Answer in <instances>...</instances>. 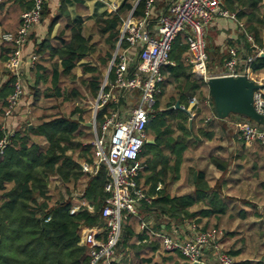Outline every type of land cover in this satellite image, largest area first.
<instances>
[{
  "label": "trees",
  "instance_id": "16d2710c",
  "mask_svg": "<svg viewBox=\"0 0 264 264\" xmlns=\"http://www.w3.org/2000/svg\"><path fill=\"white\" fill-rule=\"evenodd\" d=\"M8 1L0 2V10L6 7ZM10 1V12L15 15L18 26L2 33L17 32L25 10L21 13L19 11L25 6L28 10L33 5L31 0ZM147 2L124 0L117 11L98 16L95 20L99 32L97 42L85 36L86 28L83 24L70 19L63 32L53 39H45L37 46L35 54H41L42 57L35 62L33 69L35 82L31 87L30 117L15 132L6 154L0 158V264H90L89 250L81 244V229L82 226L105 223L103 208L108 197L105 191L108 170L102 166L96 175L83 171L82 162L93 163L95 159L94 146L82 138L83 129H91L86 123L91 120L92 111L89 107L73 104L84 96L81 85L91 91L93 96L99 94L104 69L113 58L125 18L132 11L135 17H143ZM223 3L230 11L238 13L246 31L254 37L251 42L246 32L242 31L246 57L256 56L258 47L264 48V0H223ZM66 29L70 31L68 36L65 35ZM186 39V33L180 34L174 42L171 58L176 66L170 65L167 68L171 75L169 79L174 80L177 91L166 103L161 101L165 94V90L162 91L158 96L154 117L148 124V134L155 143H146L144 147L145 154H151L152 157L147 159L148 167L145 171L148 173L145 175V185L141 184V187L153 196V200L151 203L143 202L137 215H126L114 264H121L119 260L126 264L124 255H131V264H180L179 259L184 256L177 251L164 252L156 258L155 252L161 248V239L152 234L150 229L156 233H166L174 225H186L185 219L192 220L198 215L226 214L228 211L227 204L218 206L214 203V196L209 195L213 188L204 174H200L197 179L195 194L176 196L167 189L169 178L171 182L180 178L183 158L192 135L198 131L204 132L202 128L197 130L196 117L190 123L187 111L190 98L197 97L199 101L198 106L194 107L196 116L209 109L205 105L207 100L214 111L213 99L204 91L207 82L195 78L190 71L191 66L185 63L188 49ZM14 49V43L0 44V139L4 136L2 124L15 82V76L6 71L5 64ZM208 53L209 69L213 72L214 60L211 59L212 50L209 48ZM93 54L102 70L100 66L84 65L85 73L91 72L92 75L90 78H78L76 69L79 63ZM252 67L255 74L264 73V56L255 58ZM4 76H8V79L4 80ZM113 77L114 69L111 74ZM177 101L185 109L176 108ZM162 104L165 105L163 108ZM68 106L73 107L69 112L66 111ZM116 108L115 102H109L99 112V119L104 120L105 114H110ZM213 113L210 119L204 115L201 124L204 122L210 125L218 121L224 122L225 126L227 121L233 120L249 121L264 127L239 114L220 119ZM32 117H35L34 121ZM30 124L33 125L31 131ZM255 146L264 151V145L260 142H256ZM213 163L222 171L228 168V163H222L218 158H214ZM159 165L162 168L158 171ZM57 177L61 179V184L56 182ZM8 182L15 183V188L8 189ZM160 183L165 186L157 191ZM147 185L150 187L147 188ZM62 187L67 189V194L62 192ZM77 188L83 193L82 197L94 206L93 210L83 208L76 214L71 213L76 202L73 194ZM209 197L214 203L211 208L191 211L192 206ZM50 216L51 219L47 221ZM148 218L151 220L147 221ZM166 219L172 221L167 222ZM143 220L147 221L149 228L141 227ZM217 228L219 231L220 228ZM225 236H222L223 239ZM225 251L234 258L238 254L237 251ZM203 260H207L205 256ZM235 264H251V261L235 259Z\"/></svg>",
  "mask_w": 264,
  "mask_h": 264
},
{
  "label": "built area",
  "instance_id": "2783aa9c",
  "mask_svg": "<svg viewBox=\"0 0 264 264\" xmlns=\"http://www.w3.org/2000/svg\"><path fill=\"white\" fill-rule=\"evenodd\" d=\"M3 0H0L2 2ZM32 7L22 13V21L17 32L2 33V42L15 44L12 56L7 62V69L15 76L13 92L8 99L5 115L12 116L21 99L27 93L23 83L24 66L26 63L25 48L35 26L43 17L44 7L48 0H31ZM153 0H148L145 18L137 19L133 11L124 20L121 29L119 46L113 59L115 80L106 79L98 97L93 102V123L95 159L93 163L82 162L84 172L96 175L102 166L108 170V181L105 191L108 194L103 208L105 223L98 226H82L81 244L88 248L90 264H114L117 246L123 234V222L127 214L137 215L143 202L151 203L153 196L148 194L139 182L143 170L141 154L148 142V124L155 114L158 96L163 91L165 80L163 69L171 64V50L174 42L182 33L187 35L188 61L194 74L206 82L212 76L247 74L257 83H264V77L256 76L252 64L258 56H264V48H258L256 56H250L241 63L240 49L231 48L224 68L211 72L209 69V53L206 41L207 27L217 18H224L240 24L249 41L254 37L246 31L245 24L239 19L237 12L224 6L223 0H176L168 11L159 17V35H153L148 28V19L152 15ZM116 10V6H113ZM123 44L128 46L122 47ZM132 48L138 49L136 60L131 54ZM32 56L31 66L37 61ZM134 59V60H133ZM242 64V68L241 65ZM131 91L140 90L139 101L127 113L119 109L105 114L104 120L99 119V112L112 100L117 101L114 89ZM194 106H198L197 97L190 98ZM255 105L259 113L264 115V88L256 90ZM196 113L191 112V120ZM241 139L246 144L260 142L264 145V127L249 121L237 122ZM4 136L0 139V158L6 154L15 130L3 127ZM75 204L71 213L76 214L83 208L93 210L94 206L83 193L76 191ZM51 216L47 218V221ZM142 227L149 228L147 221ZM188 228L191 237L174 238L166 233L150 232L161 239L158 252H180L190 262L208 264L203 260L204 251L212 247L215 264H235V258L228 254L218 242L221 231L204 229L196 222L190 221Z\"/></svg>",
  "mask_w": 264,
  "mask_h": 264
},
{
  "label": "crops",
  "instance_id": "0c3cea01",
  "mask_svg": "<svg viewBox=\"0 0 264 264\" xmlns=\"http://www.w3.org/2000/svg\"><path fill=\"white\" fill-rule=\"evenodd\" d=\"M123 1L124 0L47 1L44 7V15L42 17V20L35 26L30 40L25 48L26 63L23 70V83L27 88L28 95L26 93V95L23 96L12 116H5L2 128L7 127V129L15 130L16 132L19 127L28 122L31 113L30 105L32 103L31 87L35 82V71L33 69L36 65L34 64L33 66H31V60L33 55H37V60L42 57L41 54H35L37 46L45 39L49 37L53 39L61 32H63L67 27L70 19L76 23L83 24L86 28L85 36H90L93 38L94 42H97L99 39V32L95 24L96 18L104 13L117 11L121 7ZM153 1L154 4L152 15L149 17L147 25L150 32L153 35L158 36L159 17L162 14L166 13L171 4H173L176 0ZM11 5L12 1L9 0L6 4V7H4L3 10H0V36L6 29L12 30L18 26L15 15H11ZM113 6L117 7L116 10L113 8ZM24 10H26V6L21 9L19 13ZM56 18L58 20L54 23L53 21ZM142 18H145V15L137 19ZM66 30L67 31L65 35L68 36L70 34V31L68 29ZM242 31V27L239 23L220 17L215 19L207 27L206 41L208 44V48L212 50V53H210L211 59L212 61H221L224 63L221 67H219V70L224 68L225 61L228 58L231 48L237 47L240 49V60L242 64L247 60V53L243 49L244 38L241 37ZM182 34L185 35V32ZM1 43L2 41L0 39V44ZM185 44L187 45V41H185ZM118 46L119 42L111 62L104 69V72L106 70L105 77L106 79H109V82H114L115 80V75L113 78H111V74L113 71V59ZM126 46L125 44H123L122 47ZM130 50L133 58L136 60V56H138L139 50L135 48H132ZM185 58L186 65L191 66L190 71L192 72L193 76L199 80H204L202 77L194 74L192 65L188 61V49L185 53ZM99 64L100 62L97 61L94 54L89 55V57L87 58H84L79 63L76 69L78 78H90L92 75L91 72L85 73L83 69L84 65L100 66ZM242 64H240L241 68ZM170 65L176 66V62L172 58L171 64H169L168 66ZM168 66L163 69V74L165 77L163 90H165V94L161 99L162 103H166L167 99H169L170 96L177 91L176 83L173 79H171L172 82L169 79L171 75L170 72L167 71ZM5 69L6 71H8L7 63L5 64ZM7 79L8 76H4V80ZM204 91L206 94H210L208 82L207 87L204 88ZM89 92L91 93V91ZM113 92L117 96V101H111L117 104V108L115 110L119 109L125 114H127L136 105V103L139 101L141 93L139 89H134L126 92L120 88L114 89ZM188 105V111L190 113H197L194 109V104L189 101ZM205 105H207L209 109L203 111V114L200 116L195 115V120H197L198 117L202 118L204 115H207L208 119L212 117V114H214L213 112H215V110H212V106L209 104L208 100L207 102H205ZM164 106L165 105L162 104L161 108H163ZM181 107L184 108V105H181ZM190 113H188L189 116ZM193 119L191 120L190 116V123H192ZM223 123L215 121L210 125H206L204 122L203 124H201V122L197 123L196 121L197 130L199 128H202L204 132L211 133L212 135H206V133L204 134V132L202 133L201 131H198L196 134L192 135V141L190 142L183 158L180 178L173 182H171V179L169 178L167 189L172 195L176 196L195 194V184L197 182V179L200 174H204L206 176V179L209 181L210 186L213 188V191L209 193V195L214 196V203H216L218 206L222 203L227 204L228 211L226 212V214L198 215L192 220L185 219L186 225H174L172 229H170V231H166V234L179 239H186L191 237V231L188 228V223L190 221L198 223L204 229L208 228L217 230V227H219V231H221L222 233L219 235L218 242L220 243L222 248L238 252V254L235 255L236 261L249 260L251 261V264H264V151L259 150L255 146V143L246 144L241 140L239 129L237 127V121L233 122V120H229L227 121L225 126ZM148 140L154 139H151L148 134ZM153 143H155V140ZM151 157V154H145V150H143V153L141 154V161L143 164V170L141 174H143L144 176L142 177L141 175L140 177V184L142 185H145V175L148 173L147 171H145L148 167L147 159ZM214 158H218V160L222 163L227 162V170L222 171L221 169H219L213 163ZM161 168L162 166L159 165L157 170L159 171ZM196 173L197 176L195 175ZM56 182L58 184H61L62 181L57 177ZM7 186L8 189H13L15 188L16 184L8 182ZM164 186L165 185L163 183H160L157 187V191L164 188ZM149 187L150 186L147 185V188ZM213 192L215 193L213 194ZM214 203H212L211 198L209 197L205 201L195 204L190 209L193 212L199 211L202 208H211L212 204ZM150 220V218L147 219V221ZM166 221L170 222L172 220L166 219ZM163 227L165 228L166 225H163ZM224 234L226 236L223 239L222 236ZM159 249L155 252L156 257H158L161 253L158 252ZM204 256L207 259L205 260L206 263H216L214 251L211 246L205 249ZM123 257L126 261V264H131V255H124ZM119 261L121 262V264H123L122 260ZM179 263L187 264L188 262L185 258H180Z\"/></svg>",
  "mask_w": 264,
  "mask_h": 264
},
{
  "label": "water",
  "instance_id": "95a60500",
  "mask_svg": "<svg viewBox=\"0 0 264 264\" xmlns=\"http://www.w3.org/2000/svg\"><path fill=\"white\" fill-rule=\"evenodd\" d=\"M210 95L214 102L216 116L220 119H226L231 114H239L245 118L252 119L260 125H264V115L259 113L255 105L256 90L263 89L264 83H257L247 74L232 76L221 75L212 76L208 80ZM176 108H182L180 101ZM188 111V110H187ZM188 113H190L188 111ZM92 127L91 121L86 123ZM33 128L31 124L29 131ZM154 140H148L147 143H153ZM197 176V173L195 174ZM193 264H198L197 262Z\"/></svg>",
  "mask_w": 264,
  "mask_h": 264
},
{
  "label": "rangeland",
  "instance_id": "374dc122",
  "mask_svg": "<svg viewBox=\"0 0 264 264\" xmlns=\"http://www.w3.org/2000/svg\"><path fill=\"white\" fill-rule=\"evenodd\" d=\"M242 53H244V52H242ZM222 64H223V62H216V61H214L213 63H212V70H213V72H217L218 70H219V67H221L222 66ZM106 70H105V72H104V74H103V77H102V84H101V88H102V86L104 85V83H105V80H106ZM263 75H261L260 74V76H262V77H264V73H262ZM256 76H258L257 74H255ZM78 81V83H80V80H77ZM81 87H82V89H83V91H84V96L82 97V98H79V99H77L76 101H75V103L76 104H73V105H79V106H81V107H89L90 108V110L92 111V105H93V102L95 101V99L98 97V95L97 96H93L92 95V93H90L88 90H87V88L86 87H84L83 85H81ZM208 89V88H207ZM101 90V89H100ZM29 92V91H28ZM27 95H28V93H27ZM73 107H70V106H68V108L66 109V111L67 112H69V111H71V109H72ZM202 114H203V112H202ZM93 115H94V113H91L90 112V117H91V120H92V117H93ZM32 119H33V121L35 120V117H32ZM201 117H199L196 121H197V123H199V122H201ZM87 143H90L91 144V142L93 141V139H94V131H93V129L91 128V129H83V137H82ZM76 189V188H75ZM77 189H80V188H77ZM78 191V190H77ZM62 192L64 193V194H67L68 192H67V189L65 188V187H62ZM225 250V249H224ZM164 252H161L159 255H161V254H163ZM159 257V256H158ZM158 257H156V258H158Z\"/></svg>",
  "mask_w": 264,
  "mask_h": 264
}]
</instances>
